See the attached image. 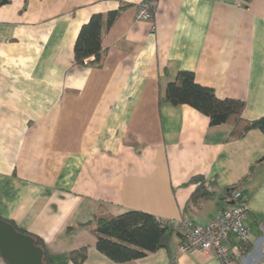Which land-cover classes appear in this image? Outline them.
I'll list each match as a JSON object with an SVG mask.
<instances>
[{
    "label": "crops",
    "instance_id": "1",
    "mask_svg": "<svg viewBox=\"0 0 264 264\" xmlns=\"http://www.w3.org/2000/svg\"><path fill=\"white\" fill-rule=\"evenodd\" d=\"M144 0H10L0 8V219L41 239L49 264H118L96 248L100 208L207 225L247 191L251 239L264 223V133L231 139L187 105L162 101L181 71L221 100L264 117V0H160L155 31L137 22ZM120 15L103 33L100 66L77 65L75 45L96 14ZM202 179L210 198H191ZM207 185L210 188H207ZM181 239L124 264H222L183 254ZM246 262L259 252L246 253ZM235 255V254H234ZM0 264L8 262L0 256Z\"/></svg>",
    "mask_w": 264,
    "mask_h": 264
},
{
    "label": "trees",
    "instance_id": "2",
    "mask_svg": "<svg viewBox=\"0 0 264 264\" xmlns=\"http://www.w3.org/2000/svg\"><path fill=\"white\" fill-rule=\"evenodd\" d=\"M10 0H0V8L9 4ZM120 11L107 15L96 14L89 22L82 26L75 45V61L77 65H85L93 58L89 65L100 66L105 58L103 50V33L113 26L120 15ZM162 101L173 106L187 105L208 117L211 126L230 125L231 139H241L252 130L264 133V117L255 121L243 119L246 107L244 101L226 99L216 96L214 89L205 87L196 81L195 74L189 71L179 72L175 79L168 83ZM264 161V158L261 162ZM198 188L191 198L197 204L200 198H210L211 193L206 189L202 179L196 181ZM241 198H248L247 191H236ZM235 192V193H236ZM234 193V194H235ZM240 202V201H238ZM18 232L28 234L8 221ZM97 239L96 248L110 260L124 264L146 257L150 253L166 249L171 238L178 235L182 240V233L169 225L162 224L156 217L138 211H130L115 217L103 207L100 208L95 219L86 225ZM30 235V234H28ZM35 239L36 245L43 251V263L49 264V256L41 239ZM242 248L252 249L251 244H242ZM1 256V255H0ZM88 257V249L82 248L71 253L70 258L75 264H84Z\"/></svg>",
    "mask_w": 264,
    "mask_h": 264
},
{
    "label": "built area",
    "instance_id": "3",
    "mask_svg": "<svg viewBox=\"0 0 264 264\" xmlns=\"http://www.w3.org/2000/svg\"><path fill=\"white\" fill-rule=\"evenodd\" d=\"M159 4L160 0L142 1L137 8L136 21L151 23L152 30L155 31V13ZM207 188L210 186L207 185ZM234 202V205L223 210L207 225L202 226L185 221H162V224L169 225L182 233L180 251L183 254L215 251L222 264H248L246 253L251 255L254 251H258L259 259L252 264H264V223L261 226L262 234L254 242V250H247L236 255L225 246V242L231 237H236L242 242H248L251 239V228L248 224L250 216L248 198H241V194L236 192Z\"/></svg>",
    "mask_w": 264,
    "mask_h": 264
},
{
    "label": "water",
    "instance_id": "4",
    "mask_svg": "<svg viewBox=\"0 0 264 264\" xmlns=\"http://www.w3.org/2000/svg\"><path fill=\"white\" fill-rule=\"evenodd\" d=\"M0 255L8 264H44V253L35 239L18 232L3 219H0Z\"/></svg>",
    "mask_w": 264,
    "mask_h": 264
}]
</instances>
